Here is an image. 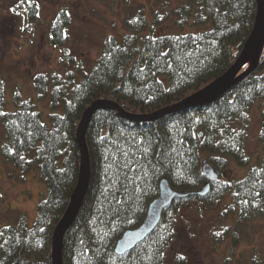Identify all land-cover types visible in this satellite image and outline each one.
I'll list each match as a JSON object with an SVG mask.
<instances>
[{"label":"trees","instance_id":"obj_1","mask_svg":"<svg viewBox=\"0 0 264 264\" xmlns=\"http://www.w3.org/2000/svg\"><path fill=\"white\" fill-rule=\"evenodd\" d=\"M168 1L159 3L151 29L170 17L180 29L186 24L210 26L186 33L144 34L149 22L140 5L124 18L122 35L104 38L88 71L80 59L63 51V70L34 77L39 99L49 96L48 122L41 120L30 99L17 101L14 111H3L0 81V154L22 171L37 165L46 187L32 227L24 218L16 225L0 226V264H52L53 232L79 176L76 131L92 102L112 101L128 114L153 113L178 103L226 72L254 30L256 0H179L171 8ZM19 6L26 7L29 20L37 16L34 1H20ZM67 23L68 14L60 9L51 21L54 45L62 46ZM257 100L261 159L243 177L222 180L230 162L250 163L246 143L250 109ZM85 140L89 184L63 235L62 264H168L178 210L189 202L212 206L229 196V216L239 225L254 221L264 211V43L256 67L219 97L147 121H130L111 108H101L91 115ZM203 161L218 172L208 192L175 198L146 238L116 254V241L141 223L160 180L167 179L176 190L196 191L206 181ZM182 263L183 257L176 254L173 264Z\"/></svg>","mask_w":264,"mask_h":264},{"label":"rangeland","instance_id":"obj_2","mask_svg":"<svg viewBox=\"0 0 264 264\" xmlns=\"http://www.w3.org/2000/svg\"><path fill=\"white\" fill-rule=\"evenodd\" d=\"M20 1H34L37 16L28 19ZM165 0H0V81L4 87L3 111H14L17 101L30 99L39 110L41 120L48 122L49 96L39 99L34 88V77L40 73L59 72L66 67L60 55L67 51L80 59L88 71L101 50L106 36L122 35L123 20L131 17L142 5L149 25L144 34L154 36L172 32H194L210 26L196 27L186 24L182 29L168 22L153 27L150 25L159 3ZM168 8L179 0H169ZM25 6V4H24ZM65 9L68 23L62 46L50 40L51 21ZM248 57H253L250 52ZM247 57V58H248ZM246 67L243 65L242 69ZM260 100L250 109L252 126L246 143L250 155L247 166L230 162L222 172V180H237L262 156L258 142ZM4 126L0 123V142L4 139ZM46 194V187L39 178L38 166L22 171L13 163L5 161L0 154V226L16 225L24 218L32 227L37 214V205ZM229 196L212 205L189 202L181 206L177 214L176 237L168 250V264L180 254L182 264H264V211L254 221L239 225L229 216ZM230 224V225H229ZM232 227H229V226ZM229 227L224 235H216ZM236 233L233 238V233ZM214 238V239H213ZM215 238L217 240H215Z\"/></svg>","mask_w":264,"mask_h":264},{"label":"water","instance_id":"obj_3","mask_svg":"<svg viewBox=\"0 0 264 264\" xmlns=\"http://www.w3.org/2000/svg\"><path fill=\"white\" fill-rule=\"evenodd\" d=\"M257 1V13L254 23V30L247 38L242 49L232 66L223 74L209 82L191 95L185 97L178 103L163 107L153 113L148 114H128L125 113L116 103L107 100H96L92 102L81 116L79 121L76 140L80 152V169L77 184L70 196L69 204L55 226L52 237V264H62V239L65 231L76 216L89 184L90 163L89 154L85 140V130L91 115L101 108H111L121 117L130 121L154 120L164 114L177 110L187 109L189 107L204 104L212 99L219 97L235 83L241 80L245 75L251 72L257 65L259 55L264 43V0ZM250 52L253 53L250 64L242 69ZM202 171L206 181L196 191H184L173 189L167 179L163 178L159 182L157 196L149 203L145 217L135 228L123 232L116 241L114 251L116 254H124L131 250L136 244L141 242L158 224L162 211L175 198H183L190 194L199 196L205 195L209 190L211 181L217 179V169L207 161H203Z\"/></svg>","mask_w":264,"mask_h":264},{"label":"bare ground","instance_id":"obj_4","mask_svg":"<svg viewBox=\"0 0 264 264\" xmlns=\"http://www.w3.org/2000/svg\"><path fill=\"white\" fill-rule=\"evenodd\" d=\"M250 62H251V57H248V58L246 59V62H245V64H244V66L247 67V66L250 64Z\"/></svg>","mask_w":264,"mask_h":264},{"label":"snow or ice","instance_id":"obj_5","mask_svg":"<svg viewBox=\"0 0 264 264\" xmlns=\"http://www.w3.org/2000/svg\"><path fill=\"white\" fill-rule=\"evenodd\" d=\"M216 235H220V233H216Z\"/></svg>","mask_w":264,"mask_h":264}]
</instances>
